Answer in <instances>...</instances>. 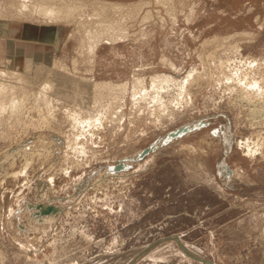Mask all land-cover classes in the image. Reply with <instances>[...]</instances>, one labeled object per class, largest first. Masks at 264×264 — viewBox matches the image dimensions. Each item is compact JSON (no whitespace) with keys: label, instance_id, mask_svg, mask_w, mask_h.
I'll list each match as a JSON object with an SVG mask.
<instances>
[{"label":"rangeland","instance_id":"rangeland-1","mask_svg":"<svg viewBox=\"0 0 264 264\" xmlns=\"http://www.w3.org/2000/svg\"><path fill=\"white\" fill-rule=\"evenodd\" d=\"M25 1L0 0V264H264V0Z\"/></svg>","mask_w":264,"mask_h":264},{"label":"bare ground","instance_id":"bare-ground-1","mask_svg":"<svg viewBox=\"0 0 264 264\" xmlns=\"http://www.w3.org/2000/svg\"><path fill=\"white\" fill-rule=\"evenodd\" d=\"M78 1V0H77ZM21 2V1H20ZM19 2V3H20ZM54 2H57V3H54ZM59 2V3H58ZM71 2H72V0H31L30 2H28V3H26V1L22 4V7H23V9L20 11V12H25V13H29L30 15L31 14H35V15H41L42 17H44L45 19H52V20H67V19H69L73 14H75V13H72L74 10H72L73 9V7H72V9H71V6H70V4H71ZM11 3V2H10ZM77 3V2H76ZM72 5V4H71ZM77 6V5H76ZM114 6V5H113ZM112 6V7H113ZM79 7V6H78ZM114 8H116V7H114ZM76 11V10H75ZM78 13V12H77ZM73 19H74V15H73ZM86 19V18H85ZM55 22V21H54ZM4 31H5V29L2 27V26H0V33H4ZM109 32V31H108ZM118 35V34H117ZM95 37V36H94ZM93 44H94V42H93ZM90 45V44H89ZM97 45V44H96ZM95 46V45H94ZM91 47H93V46H91ZM96 47V46H95ZM239 49V48H238ZM95 52V51H94ZM10 61V60H9ZM32 61V60H31ZM40 61V59L38 60V62L36 63V65L34 64L33 65V67H32V69H33V72H34V75H35V72H36V74H38V75H40V73H42V71L41 70H48V69H50V71H51V69H53V68H51V67H61V68H64V66L62 65V66H58V64L60 65V63H57V62H54V61H51L49 58H47V61H46V65L45 64H42V63H40L39 62ZM34 62L32 61V64H33ZM64 70V69H63ZM58 70H52L51 72H54V76H61L60 78H63L64 77V79L66 80V79H69L70 77L68 76V75H66L65 73H62V72H57ZM50 72V73H51ZM57 73H59V74H57ZM68 73V72H67ZM52 74V73H51ZM20 77H21V75H20ZM28 77V76H27ZM44 77V76H43ZM42 77V78H43ZM35 78V77H34ZM36 78H37V76H36ZM170 78V77H169ZM30 79V78H29ZM32 79H33V77H32ZM37 79H39V77L37 78ZM170 79H172L173 81H171V82H173L174 84H175V77H171ZM40 80V79H39ZM38 80V81H39ZM46 81V80H45ZM61 81V80H60ZM135 81H136V85H135ZM135 81H133L134 83V87L136 88V86H138L139 87V90H136V89H138V87L136 88V89H134V90H136V91H134L133 93H135L136 94V92L138 93L140 90H145L146 88L145 87H143V86H141L140 84L141 83H143V81L141 80V79H139V78H136L135 79ZM71 82V81H70ZM73 82V81H72ZM83 82V88H86V89H88L89 90V88H100V87H110V88H112V89H116V90H118L120 93H123V92H125L127 89H128V85L125 83V82H123V83H119V84H112V83H109V82H90V81H88V80H83L82 81ZM40 83V82H39ZM38 83V84H39ZM46 83H47V81H46ZM45 83V84H46ZM138 83H140L139 85H138ZM44 83H43V86L45 85ZM65 84V83H64ZM73 84V83H72ZM156 84V83H155ZM158 84V83H157ZM47 85H48V83H47ZM79 85V84H78ZM172 85V84H171ZM177 85H178V87H179V89H180V91L182 92V91H184V90H186V85H187V83L184 81V80H181V81H179L178 83H177ZM157 88H158V85H155ZM45 87H47V86H45ZM80 87V86H79ZM141 87H143V88H141ZM62 88V87H61ZM77 88V87H76ZM81 88V87H80ZM163 90V89H162ZM146 91V90H145ZM140 93V92H139ZM189 127H191L190 125H186V127L185 128H189ZM179 133H182V131H180ZM264 143V142H263ZM245 144V143H244ZM255 145V144H254ZM253 146V145H252ZM25 163H27V162H25ZM26 165V164H25ZM46 216V215H45ZM41 217V216H40ZM46 219V218H45ZM185 247V246H184ZM185 249H186V247H185ZM187 250V249H186ZM191 254V253H190ZM194 256H196V257H199V256H197L196 254L194 255ZM199 258H201V257H199Z\"/></svg>","mask_w":264,"mask_h":264},{"label":"water","instance_id":"water-1","mask_svg":"<svg viewBox=\"0 0 264 264\" xmlns=\"http://www.w3.org/2000/svg\"><path fill=\"white\" fill-rule=\"evenodd\" d=\"M175 238L178 240V242L180 243V245H181V247L183 248V250H184L185 252H188V251L185 249V247H184V245L182 244V242L179 240L178 236H175ZM196 258H197V257H196ZM201 259H202L203 261L209 263V264H215L214 262H212V261H210V260H208V259H206V258H201Z\"/></svg>","mask_w":264,"mask_h":264}]
</instances>
